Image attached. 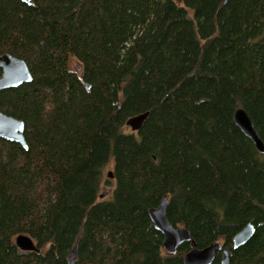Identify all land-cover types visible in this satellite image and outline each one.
I'll return each instance as SVG.
<instances>
[{
    "label": "trees",
    "instance_id": "1",
    "mask_svg": "<svg viewBox=\"0 0 264 264\" xmlns=\"http://www.w3.org/2000/svg\"><path fill=\"white\" fill-rule=\"evenodd\" d=\"M31 3L0 0V56L32 75L0 90L27 144L0 138V264H68L75 243L72 264H183L190 242L168 253L147 213L163 197L198 248L264 264V153L233 120L264 142V0Z\"/></svg>",
    "mask_w": 264,
    "mask_h": 264
},
{
    "label": "water",
    "instance_id": "2",
    "mask_svg": "<svg viewBox=\"0 0 264 264\" xmlns=\"http://www.w3.org/2000/svg\"><path fill=\"white\" fill-rule=\"evenodd\" d=\"M26 4H32L31 0H21ZM32 80L31 72L26 62L9 53H4L0 56V90L6 88H14L23 83ZM149 112H141L139 114L130 116L125 125L132 131H138L146 120ZM233 120L240 130L254 143L256 150L264 153V142L257 134L253 123L247 112L237 107L233 112ZM0 138L16 142L24 149L27 148L24 139V122L21 119L7 115L0 111ZM111 177V171L108 172ZM107 191H102L100 198L107 196ZM168 200L163 197L156 207L147 210L148 216L153 223L154 228L163 236V247L168 253H175L177 247L185 241L190 242V249L183 255V264H211L216 253L220 254V264H230L229 250L223 248L219 242L209 244L203 248H198L195 242L191 239L188 230L184 227L173 226L166 216V206ZM254 227L251 223H247L239 232L233 237V248H237L244 244L253 234ZM14 243L21 251H37L32 238L27 234H18L15 236ZM76 243L73 245L68 264H72L76 257Z\"/></svg>",
    "mask_w": 264,
    "mask_h": 264
},
{
    "label": "rangeland",
    "instance_id": "3",
    "mask_svg": "<svg viewBox=\"0 0 264 264\" xmlns=\"http://www.w3.org/2000/svg\"><path fill=\"white\" fill-rule=\"evenodd\" d=\"M75 64H76V63L73 62L72 65L74 66ZM104 190L107 191V193L109 194V192L112 190V185L104 186L103 189H102V191H104ZM108 194H107V195H108Z\"/></svg>",
    "mask_w": 264,
    "mask_h": 264
}]
</instances>
